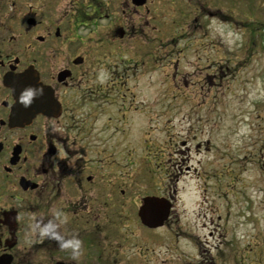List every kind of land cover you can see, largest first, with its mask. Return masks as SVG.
I'll return each instance as SVG.
<instances>
[{
	"label": "rangeland",
	"instance_id": "obj_1",
	"mask_svg": "<svg viewBox=\"0 0 264 264\" xmlns=\"http://www.w3.org/2000/svg\"><path fill=\"white\" fill-rule=\"evenodd\" d=\"M196 1L181 29L166 18L142 37L125 4L134 35L85 16L69 42L92 70L75 130L122 189L101 264H264V0ZM144 195L171 200L163 226L140 223Z\"/></svg>",
	"mask_w": 264,
	"mask_h": 264
},
{
	"label": "flooded vegetation",
	"instance_id": "obj_2",
	"mask_svg": "<svg viewBox=\"0 0 264 264\" xmlns=\"http://www.w3.org/2000/svg\"><path fill=\"white\" fill-rule=\"evenodd\" d=\"M152 1L0 0V264L106 259L105 212L122 189L115 193L117 180L108 183L107 174L92 167L87 136L75 130L76 103L86 92L79 85L92 70L69 42L81 37L79 26L90 27L95 18L116 25L113 35L123 38L128 29L134 35L140 26H121L125 4L132 6L137 23L139 17L146 20L139 31L146 38L157 21L170 18L181 29L187 16H200L196 0ZM69 9L71 24L65 16ZM17 90L26 105L41 101L33 116L17 109Z\"/></svg>",
	"mask_w": 264,
	"mask_h": 264
},
{
	"label": "water",
	"instance_id": "obj_3",
	"mask_svg": "<svg viewBox=\"0 0 264 264\" xmlns=\"http://www.w3.org/2000/svg\"><path fill=\"white\" fill-rule=\"evenodd\" d=\"M136 4H142L145 0H132ZM17 97V109L22 107L24 109V115L27 113L29 116L35 112L41 106V101L38 103L26 102L21 97L19 90L16 91ZM171 208V202L169 199L163 196L146 195L142 197L141 203L137 209V216L141 224L146 227L154 228L160 226L167 219Z\"/></svg>",
	"mask_w": 264,
	"mask_h": 264
}]
</instances>
